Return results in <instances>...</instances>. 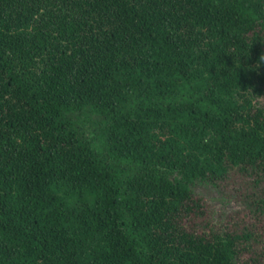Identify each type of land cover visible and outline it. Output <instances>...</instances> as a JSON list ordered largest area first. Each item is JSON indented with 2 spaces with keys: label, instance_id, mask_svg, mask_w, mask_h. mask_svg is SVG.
Wrapping results in <instances>:
<instances>
[{
  "label": "trees",
  "instance_id": "1",
  "mask_svg": "<svg viewBox=\"0 0 264 264\" xmlns=\"http://www.w3.org/2000/svg\"><path fill=\"white\" fill-rule=\"evenodd\" d=\"M0 264H264V0H0Z\"/></svg>",
  "mask_w": 264,
  "mask_h": 264
}]
</instances>
